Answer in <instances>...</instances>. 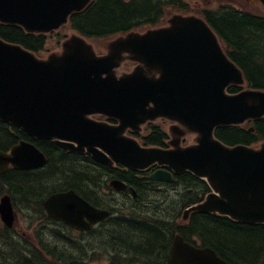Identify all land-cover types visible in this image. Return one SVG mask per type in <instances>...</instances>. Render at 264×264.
Masks as SVG:
<instances>
[{
  "label": "water",
  "instance_id": "water-1",
  "mask_svg": "<svg viewBox=\"0 0 264 264\" xmlns=\"http://www.w3.org/2000/svg\"><path fill=\"white\" fill-rule=\"evenodd\" d=\"M89 1L0 0V21L19 24L28 32H49ZM175 23L170 29L129 35L115 42L106 58H97L78 38L63 56L48 61L0 39V119L32 137L57 139L73 151L87 149L100 162L111 163L108 154L134 169L155 164L167 167L151 176L155 180L171 182L172 172L186 171L207 179L215 193L188 209L186 217L190 211H199L243 223H263L264 145L257 151L243 146L228 149L213 139V131L220 125L263 117L264 93L226 96L225 88L242 79L224 59L213 33L195 18H177ZM123 52L133 54L150 69L160 70L161 76L149 78L139 67L116 78L114 69ZM100 113L119 119L120 126L89 118ZM160 116L174 118L199 132V144L187 149H146L122 136L127 128L137 130ZM46 162L37 147L21 142L10 153L0 151V174L10 165L28 170ZM112 185L125 189L121 182ZM44 206L50 218L77 230H87L109 216L73 190L51 195ZM0 214L12 227L15 215L8 195L1 198ZM170 264L228 263L211 248H197L176 235Z\"/></svg>",
  "mask_w": 264,
  "mask_h": 264
},
{
  "label": "trees",
  "instance_id": "trees-1",
  "mask_svg": "<svg viewBox=\"0 0 264 264\" xmlns=\"http://www.w3.org/2000/svg\"><path fill=\"white\" fill-rule=\"evenodd\" d=\"M179 1L95 0L85 11L73 15L72 26L87 36L126 33L146 25L159 24L167 8L191 11ZM206 18L227 47L232 49L233 59L243 68L250 84L264 89V20L236 12L220 16L208 14ZM0 38L37 54L46 49L48 42L45 35L30 34L20 26L2 23ZM230 91L235 93L238 89L233 87ZM255 127V133L231 126L219 128L216 134L229 146L252 145L264 139V119L255 123ZM134 136L145 146L166 145L167 134L157 124H148L144 134L136 133ZM22 140L42 149L49 158L48 165L38 171H8L0 177V191L10 193L27 209L30 205L39 207L40 213L36 211V215L41 214L38 217L41 223L50 222L42 202L52 192L74 189L100 207L104 205L101 203L104 189L102 177L118 178L137 189L139 200L132 201L127 208L128 215L110 221L108 231L111 234L106 236V244L111 249V264H169V253L176 234H181L193 244L213 248L229 264H264V224H242L227 217L198 212H193L187 222L182 220L186 208L202 202L211 192L205 181L192 174L177 176L173 184L158 190L156 187L159 184L151 181L147 174L98 166L91 158L67 153L49 141H34L18 128L0 122V150L7 151ZM144 202L149 206L141 208L139 204ZM2 237L8 240L6 233ZM54 237L56 243L68 240L61 234ZM46 242L40 238L39 245L32 246L30 258L17 256V264H51L50 261L58 264L57 248L51 250L46 245L51 243ZM16 247V252L20 253L18 245ZM3 259L11 260L2 256L0 261ZM69 262L83 264L81 259Z\"/></svg>",
  "mask_w": 264,
  "mask_h": 264
},
{
  "label": "rangeland",
  "instance_id": "rangeland-1",
  "mask_svg": "<svg viewBox=\"0 0 264 264\" xmlns=\"http://www.w3.org/2000/svg\"><path fill=\"white\" fill-rule=\"evenodd\" d=\"M184 1L190 4V6L194 9V11H196L193 13L197 16H200L199 12L201 11V9L204 8L212 9L218 7V5L220 4H227V3L234 4L237 7H241L244 10L250 11L252 13H256V14L263 13L262 6L256 0H184ZM178 14L181 13H179L178 11H171L165 17L161 25L167 26L168 20L172 18L174 15H178ZM146 30L147 28L138 30V32H144ZM73 33L74 31L70 29L69 26L64 28L61 32V34L66 35V37L70 36ZM113 39L115 38L89 40V42L93 45L95 50L105 53V48L106 50L108 49ZM56 41L57 38L55 36H52L50 38L49 46H47L46 50L41 54L42 59L48 58L54 52L59 51V49L56 48ZM135 66H136L135 63L128 61L127 59L123 61V63L121 64L118 73L119 75H122L123 73L131 72L135 68ZM157 122H160V124L163 125V128L167 132H169L172 140L173 137L172 134L170 133L171 123L163 120ZM197 136L198 135L195 134H188L185 138L182 139L181 145L184 147L186 145L188 146L195 144L198 138ZM255 147L257 148L259 146H255ZM103 183H104L103 187L105 188L106 187L105 182ZM105 195L106 196L104 198V202L109 207L119 209L122 206L121 204L122 199L120 197H117L116 199V197L112 195L111 190H107V193H105ZM147 205L149 206V204L145 202L139 204L141 208ZM19 209L21 211L19 210L20 213L18 214V220L14 228V232L16 233V235H18V237L14 239L15 242L19 240L20 237L29 239L32 236V232H31V228L28 229V227L32 226V229H34L36 226L38 227L41 223V221L38 220V217L41 216V214L38 216L36 215V211L40 213L39 207H35V209H30V210H26L25 208L24 210H22V208ZM50 226L57 229L59 228L58 225L57 226L50 225ZM3 230H4V225L0 220V232L2 233ZM103 231H104V227H101L98 231H96L92 235L81 236V234L76 231L67 230L63 232L62 235L63 238L66 236V238L68 239L65 240V243L63 242L59 243L57 246H51L50 244H46V245L49 246L51 250L53 249L55 250V248H57L56 252L58 255V264H71V262H69V260L71 259L75 261H80V259H84L88 261V263L86 264H110L112 254L109 252V250H106L107 249L106 247H108V245L106 244L107 242L106 237L100 236V234ZM1 244L3 246V243ZM81 248L83 249V252H81ZM11 249L12 247H10V252ZM2 250L4 252V248H2ZM50 263L55 264L52 261H50ZM0 264H2V261H0Z\"/></svg>",
  "mask_w": 264,
  "mask_h": 264
}]
</instances>
